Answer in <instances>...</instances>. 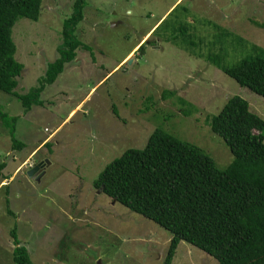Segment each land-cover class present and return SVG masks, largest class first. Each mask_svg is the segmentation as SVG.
Listing matches in <instances>:
<instances>
[{"label": "rangeland", "instance_id": "374dc122", "mask_svg": "<svg viewBox=\"0 0 264 264\" xmlns=\"http://www.w3.org/2000/svg\"><path fill=\"white\" fill-rule=\"evenodd\" d=\"M73 2L41 0L35 21L11 27L23 69L13 92L0 90V162L10 175L0 178V264H15L14 242L33 264H163L172 233L93 182L156 128L199 146L219 168L230 164L206 117L238 95L264 119V97L221 68L264 50V0H85L74 34L92 50L78 49L26 107L19 95L58 56ZM38 160L48 161L42 174L28 176ZM171 264L216 260L180 240Z\"/></svg>", "mask_w": 264, "mask_h": 264}, {"label": "trees", "instance_id": "16d2710c", "mask_svg": "<svg viewBox=\"0 0 264 264\" xmlns=\"http://www.w3.org/2000/svg\"><path fill=\"white\" fill-rule=\"evenodd\" d=\"M84 2L74 0L63 22L58 56L48 62L39 85L19 95L26 107L38 104L39 94L65 63L76 58L78 49L92 50L74 34ZM40 4L41 0H0L2 91H14L23 69L15 58L11 27L22 17L35 21ZM221 68L240 86L264 97V50ZM206 122L232 153L226 168H219L199 146L156 128L143 148L129 147L107 163L93 184L114 202L172 233L163 264H171L180 240L208 253L216 264H264V119L250 110L246 99L233 95ZM6 165L0 162L1 179L10 176L3 171ZM15 232L11 229L12 235ZM14 243L15 264H33L25 248Z\"/></svg>", "mask_w": 264, "mask_h": 264}, {"label": "flooded vegetation", "instance_id": "af4514ba", "mask_svg": "<svg viewBox=\"0 0 264 264\" xmlns=\"http://www.w3.org/2000/svg\"><path fill=\"white\" fill-rule=\"evenodd\" d=\"M43 161V162H42ZM48 161L47 160H38L37 162H35L31 167H33V166H35V165H39L38 167H39V169L38 170H36V172L33 174V178H38L41 174H42V172H43V170L45 169V165H46V163H47ZM45 163V164H44Z\"/></svg>", "mask_w": 264, "mask_h": 264}, {"label": "water", "instance_id": "95a60500", "mask_svg": "<svg viewBox=\"0 0 264 264\" xmlns=\"http://www.w3.org/2000/svg\"><path fill=\"white\" fill-rule=\"evenodd\" d=\"M38 166H39V165H35V166H33V167L28 168V170L26 171V174H27L28 176L32 177L33 174L36 172V170L39 169Z\"/></svg>", "mask_w": 264, "mask_h": 264}]
</instances>
